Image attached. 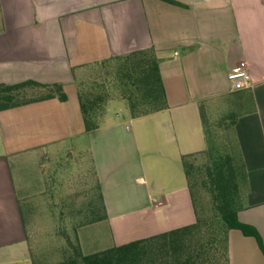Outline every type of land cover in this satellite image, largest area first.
Segmentation results:
<instances>
[{"label":"crops","instance_id":"crops-1","mask_svg":"<svg viewBox=\"0 0 264 264\" xmlns=\"http://www.w3.org/2000/svg\"><path fill=\"white\" fill-rule=\"evenodd\" d=\"M176 1L0 0V82H61L68 94L64 102L51 98L0 111V264H32L20 191L29 181L39 184L50 155L89 156L90 169L69 168L73 190L66 199L77 219L97 213L86 206L92 185L81 175L94 173L100 184V213L107 217L78 228L82 248L84 233L97 224H105L111 247L193 223L186 179L170 188L161 183L156 197H146L139 185L147 184L148 166L175 169L182 154L205 147L201 105L207 114L236 117L249 183L248 206L238 217L264 241V0ZM150 47L169 107L132 117L128 107L115 114L107 106L103 125L86 132L76 88L81 66ZM242 60L252 85L233 90L228 74ZM229 260L264 264V254L253 236L232 229Z\"/></svg>","mask_w":264,"mask_h":264},{"label":"trees","instance_id":"trees-1","mask_svg":"<svg viewBox=\"0 0 264 264\" xmlns=\"http://www.w3.org/2000/svg\"><path fill=\"white\" fill-rule=\"evenodd\" d=\"M164 1L179 4L176 0ZM81 67L84 71L76 78V88L88 133L103 125L107 104L113 98L125 100L132 117L169 107L160 61L153 47ZM91 67L93 70L84 77L85 71ZM51 98L63 102L68 99L63 83L33 79L0 82V111ZM200 109L205 147L181 155L195 213L193 223L86 254L78 228L107 217L105 212L100 213L105 211V205L97 182L92 202L86 204L97 210L96 215L77 219L72 216L74 202L63 200L58 215V234L65 241L59 250L61 259L45 262L29 249L32 264H230L229 232L232 229L253 236L264 254V241L257 228L238 217L239 211L248 206L249 183L247 166L234 130L236 117H220L213 121L202 105ZM25 204L20 203L28 239ZM68 224L71 225L69 229Z\"/></svg>","mask_w":264,"mask_h":264},{"label":"rangeland","instance_id":"rangeland-1","mask_svg":"<svg viewBox=\"0 0 264 264\" xmlns=\"http://www.w3.org/2000/svg\"><path fill=\"white\" fill-rule=\"evenodd\" d=\"M92 70V67L87 69L85 71L84 77L88 75ZM219 102L221 103L223 101L220 100ZM107 106L112 111H114L115 114L117 112L126 114L127 112V102L119 98H113L109 100ZM207 116L210 120L213 121H216L220 118L219 115H215L214 113L210 112V110ZM125 117L130 118V116L128 115H125ZM66 148L67 146L64 147L63 150H66ZM50 157L51 163L47 165L50 166L49 168L47 167L48 171H44L46 172L45 175L43 177L39 176L38 179L35 180L39 181V184L37 183V185H32V182L29 181V186L26 187L25 190L20 191L21 199L24 204L26 203V211L24 216L27 227V242L29 245V249L31 253L36 254L45 262H54L61 259L59 250L65 243V241L58 234V215L60 214L59 210L62 209L61 199H64L66 201L68 198H70L71 196H68V193L73 190V185L72 187H68V184L71 185L69 181L73 179V177H71L72 175L70 174L72 172L69 171V168H72L73 170L74 166H76V163L82 164L89 169L91 168L88 155L80 156L79 154H73V156H66L64 153L58 156L50 155ZM56 159H58V162L60 164L59 173L58 170H56L55 172V169L53 168L54 166L56 167ZM54 172L56 173L55 175ZM51 173L55 176L53 179L51 178ZM58 174H60L61 177L57 176ZM82 178L87 179L89 185H92L91 190L92 195H94V187H96L97 185V182L94 178V173L88 172L84 177L83 175H81L80 179ZM145 178L147 180V184H140L139 188L145 191L146 197H156L159 195L158 190L161 183H164L166 186H168V188H170L173 183L177 182L178 178L181 179V181H184L185 176L181 165L176 166L175 169L167 170L160 167L148 166ZM51 182H53V185L50 184V186H54V188L52 187L53 189L49 186V183ZM152 183H155V186L151 185ZM68 225V229L71 228V225ZM104 227L105 224H97L93 228H88V230H86V232L84 233V253H93L95 251L107 248L111 245V243L109 242V234ZM133 236L135 235H132L130 238H132ZM19 264L31 263L21 262Z\"/></svg>","mask_w":264,"mask_h":264},{"label":"built area","instance_id":"built-area-1","mask_svg":"<svg viewBox=\"0 0 264 264\" xmlns=\"http://www.w3.org/2000/svg\"><path fill=\"white\" fill-rule=\"evenodd\" d=\"M233 90H240L252 85V77L247 61L242 60L228 74Z\"/></svg>","mask_w":264,"mask_h":264}]
</instances>
